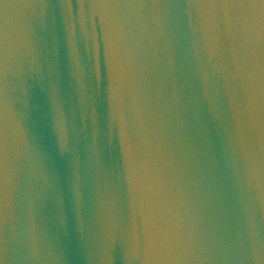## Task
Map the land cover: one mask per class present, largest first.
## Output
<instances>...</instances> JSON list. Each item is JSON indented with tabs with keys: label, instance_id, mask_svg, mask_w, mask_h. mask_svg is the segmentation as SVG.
Returning a JSON list of instances; mask_svg holds the SVG:
<instances>
[{
	"label": "water",
	"instance_id": "obj_1",
	"mask_svg": "<svg viewBox=\"0 0 264 264\" xmlns=\"http://www.w3.org/2000/svg\"><path fill=\"white\" fill-rule=\"evenodd\" d=\"M66 2L0 0L7 264H264V40L194 0Z\"/></svg>",
	"mask_w": 264,
	"mask_h": 264
},
{
	"label": "snow or ice",
	"instance_id": "obj_2",
	"mask_svg": "<svg viewBox=\"0 0 264 264\" xmlns=\"http://www.w3.org/2000/svg\"><path fill=\"white\" fill-rule=\"evenodd\" d=\"M49 6V5H44ZM62 6L71 7L70 3ZM84 3L80 4L83 10ZM139 7L159 6L158 0H91L89 7ZM193 6L205 10L209 30H215L223 23L224 28L228 31L229 36L236 35L245 37L250 36L254 31L264 40V0H194ZM2 45V41H0ZM264 51V48H262ZM73 60L79 64L78 56L73 53ZM7 203L6 191L0 187V206ZM159 213V214H158ZM2 215V213H0ZM173 234L170 230L166 216L160 209L153 204L152 222L146 231L145 251L166 252L172 242ZM0 264H7V256L0 254Z\"/></svg>",
	"mask_w": 264,
	"mask_h": 264
}]
</instances>
